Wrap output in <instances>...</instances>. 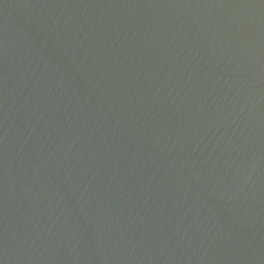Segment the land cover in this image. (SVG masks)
<instances>
[{
    "label": "water",
    "instance_id": "obj_1",
    "mask_svg": "<svg viewBox=\"0 0 264 264\" xmlns=\"http://www.w3.org/2000/svg\"><path fill=\"white\" fill-rule=\"evenodd\" d=\"M0 264H264V0H0Z\"/></svg>",
    "mask_w": 264,
    "mask_h": 264
}]
</instances>
